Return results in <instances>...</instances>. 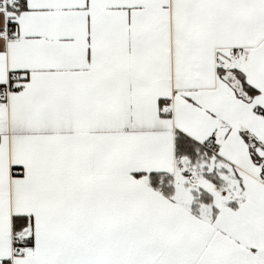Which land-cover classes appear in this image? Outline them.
<instances>
[{"label":"snow or ice","instance_id":"6c2138e0","mask_svg":"<svg viewBox=\"0 0 264 264\" xmlns=\"http://www.w3.org/2000/svg\"><path fill=\"white\" fill-rule=\"evenodd\" d=\"M0 264H264V0H0Z\"/></svg>","mask_w":264,"mask_h":264}]
</instances>
